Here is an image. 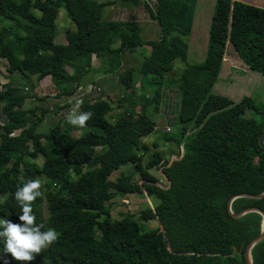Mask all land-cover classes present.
Wrapping results in <instances>:
<instances>
[{"label":"trees","instance_id":"trees-1","mask_svg":"<svg viewBox=\"0 0 264 264\" xmlns=\"http://www.w3.org/2000/svg\"><path fill=\"white\" fill-rule=\"evenodd\" d=\"M115 1L0 0V17L14 22L9 28L0 23V58L9 61L11 73L38 80L51 76L60 97L74 96L91 70L93 56L101 59L105 73L113 74L122 68L126 53L151 47L139 67L119 74L130 92L117 104H127L121 117L108 120L115 111L109 100L84 98L79 111L93 116L79 138L62 123L48 133L39 132L50 111L43 109L37 116L36 108L25 107L32 97L29 89L9 83L0 89V218L20 223L22 210L14 193L27 180L40 178L44 195L32 204L36 223L44 225L42 231L55 228L60 233L57 242L30 262L5 253L0 238V264H247L246 248L261 234L263 217L249 212L235 218L228 203L241 193L264 192L260 145L264 106L251 98L224 103L226 96L214 88L230 50L264 78V7L217 0L206 58L189 64L184 42L189 32L177 25L186 0H159L157 12L149 8L161 36L148 41L134 23L104 17V8ZM62 7L77 27L65 32L66 44L56 41ZM176 34L181 39L174 41ZM10 41L18 47V60L7 47ZM117 43L120 46L114 47ZM178 60L187 63L173 83L180 92L182 132L176 142L183 154L167 161L156 151L144 161L141 151L150 147L142 139L157 127L147 110L151 105L160 110L165 79ZM138 84L143 91L155 87L153 95L140 96L141 104ZM250 110L256 118L247 116ZM196 123L199 126L187 139ZM40 158L42 164L37 162ZM127 164L135 173L110 180ZM154 168L165 175L168 187L150 173ZM135 174L141 176V184L133 181ZM129 194H146L159 199V204L143 210L135 223L130 217L114 220L110 202L116 195ZM248 208L264 211V198H237L232 205L236 214ZM140 220H158L160 227L146 231ZM252 258L253 264H264V239L254 246Z\"/></svg>","mask_w":264,"mask_h":264},{"label":"rangeland","instance_id":"rangeland-1","mask_svg":"<svg viewBox=\"0 0 264 264\" xmlns=\"http://www.w3.org/2000/svg\"><path fill=\"white\" fill-rule=\"evenodd\" d=\"M94 1L99 2L101 0ZM0 23L2 27L8 28L14 25L13 21H8L1 17ZM57 26L58 36L56 41L60 44H65V32L67 30H77L75 23L68 17L65 7H62L60 9L59 17L57 19ZM20 34L24 35L23 32H21ZM117 44L114 47H117ZM7 47H9L13 51L14 58L18 60L20 55L16 43L10 41L7 44ZM142 60L143 56H141L140 54L137 55L134 67H139ZM202 61H204L202 58H194L191 56L187 63L194 64L200 63ZM187 63H184L180 60L174 63V70L170 74H168L165 79L167 83L166 88L174 87L173 83L175 82V80L179 79ZM9 67V61L5 58H0V89L2 87L5 88L8 83L12 86L19 87L22 91H25V89H29V93L32 95V97L27 100L25 107L36 108L37 116L41 115L43 109H48L50 111L45 116V120L39 125V132L48 133L58 123H62L64 127H72V134L77 138L81 137L84 133L88 131L86 127L80 128L69 124L66 119L70 110L74 108V98L77 97H60L58 94L59 90L55 87L52 78L49 76L46 79L44 78L42 80H38L36 77H27L21 72L11 73L9 71ZM127 69V67L122 66V68H120L117 73L113 74L105 73L104 67H101L100 70L92 72L90 70V73L85 76L82 84H93L97 87L98 90H102L101 88H99V86H97L98 84L104 87V89L106 90L105 93H102V91H100L101 93L97 91L91 94L95 96L90 95V98L95 97V99H97V96H99L101 98L109 100L110 102H112V104L115 105V111L107 117L110 121L121 117L125 113L124 108L127 106V104L122 103V107H117V104L120 102L121 99H123V96L130 95V92L127 91L119 81V74L124 73ZM69 71L72 72V69L69 68ZM239 83L240 82H237V84ZM227 88L229 92L233 94H235L236 92L238 96L224 95L226 96L224 103L229 104V101L227 102V99L233 103L241 101L243 100V98H251L259 104L258 106H264V81L255 77L253 74L245 80L243 84V91H241L240 87L237 85L227 84ZM154 91L155 87H146L144 91L142 89H138L137 102L141 104V100H139L140 96L143 95L144 97V94H147L148 96L153 95ZM164 98L165 94L163 91V99ZM70 99L72 100L71 102H69ZM179 107L180 95L178 96V99L177 97L176 99L174 98V101L171 103L170 106H165L164 104L163 111L162 108L159 111H156L154 105H151L148 108V116L156 123L157 127L154 133L142 139L143 143L150 147L149 151H141L144 154V161H147L156 151L160 152L163 155L164 159H166L167 161L178 159L179 155L183 154L184 149L182 147H179L176 142V140L181 137L182 132V126L178 120ZM262 109L264 110V107ZM253 112V110H250L247 116H252L256 118L257 115L253 114ZM1 116L2 119L5 120L6 117L5 115H3L2 112ZM198 126L199 123H196V127L194 124V129L193 127H191L189 131V136L186 137L187 139L191 138L193 132H195ZM168 138H171L173 140H168ZM187 139H185V141H187ZM102 149L103 148H99L98 151L100 152ZM37 162L39 164H42L43 159L40 158L39 160H37ZM132 173H135L134 166L132 164H127L122 166L118 171H115L110 176V180L115 181L121 175H129ZM150 173L161 176L157 168L150 170ZM133 181L141 184V176L139 174H135ZM126 200H128L129 202L126 203ZM158 204L159 199L155 197H149L146 194L116 195L115 198L110 202V210L112 212V217L114 220H121L124 217H130L132 219V223H135L137 220H139V217L143 210H146L148 208H154ZM141 223L144 225L146 231H151L160 227V223L158 220H142ZM97 235L98 237H100L99 231Z\"/></svg>","mask_w":264,"mask_h":264},{"label":"crops","instance_id":"crops-1","mask_svg":"<svg viewBox=\"0 0 264 264\" xmlns=\"http://www.w3.org/2000/svg\"><path fill=\"white\" fill-rule=\"evenodd\" d=\"M216 1L217 0H186L185 5L182 7L180 11V15L177 20V25L181 30L189 32V35L184 38L185 40L184 42L186 43L188 48L189 58L191 56L194 58H202L203 60H205L206 58L208 44H209L210 28L213 19V14L215 11ZM239 1H244L264 7V0H239ZM106 2H108V0L99 1V3H106ZM158 6H159V0H140V3L138 5L129 1L116 0L115 3L109 4L104 8V17L106 19H112V20L130 21L135 24L136 29L140 32L144 40L147 41L157 40L161 36V28L158 22L151 17L149 13V8H151L154 12H157ZM178 39H181L179 35L174 36L172 38V40L174 41ZM66 43L67 40H65V44ZM119 46L120 44L118 43L117 47ZM230 51L231 52L227 54L226 57L224 58L221 74L218 82L216 83L214 91H216L220 95L238 96L236 92L235 94H233L228 91L227 84L237 85L240 87L241 91H243L244 90L243 84L250 75L253 74L255 77L263 81L264 78L258 76L257 74H254V72L246 68L241 63L240 59L236 56L237 54L235 53V51L234 50H230ZM150 53H151V47L148 45L138 48L134 53H126L123 62V67H127V68L134 67L137 55L140 54L144 58L149 56ZM101 67H102L101 59L97 58L96 56H93L91 72L100 70ZM46 78L47 77H45V79ZM237 82L240 83L237 84ZM97 86H99V88L102 89L101 90L102 93L106 92V90L102 85L98 84ZM137 88L140 89V84L137 85ZM163 91L165 94V98L163 99L162 96V102H161L162 106L160 107V109L162 108V111L164 104L165 106H170L171 103L174 101V98L176 99L177 97L178 99V96L180 95V92L176 87L173 88L167 87ZM91 96H95V95H91ZM91 96L89 95V97ZM158 172L160 173L161 176H158L153 173L152 174L158 179L159 184L162 187H168L169 181L160 170H158Z\"/></svg>","mask_w":264,"mask_h":264},{"label":"clouds","instance_id":"clouds-1","mask_svg":"<svg viewBox=\"0 0 264 264\" xmlns=\"http://www.w3.org/2000/svg\"><path fill=\"white\" fill-rule=\"evenodd\" d=\"M83 105V98L75 101V106L70 110L66 119L73 126L84 128L92 118V112L79 111ZM44 184L40 178L27 180L22 187H17L14 193L15 200L21 206L22 214L19 215L20 223L0 218V238L5 241L4 251L10 253L13 259L20 262H30L35 256L48 249L58 241L60 233L55 228L42 231L43 224L36 223L32 204L37 198L44 195Z\"/></svg>","mask_w":264,"mask_h":264},{"label":"water","instance_id":"water-1","mask_svg":"<svg viewBox=\"0 0 264 264\" xmlns=\"http://www.w3.org/2000/svg\"><path fill=\"white\" fill-rule=\"evenodd\" d=\"M260 145L264 148V129H263V132L260 136ZM242 197H247V198H253V199H262L264 198V192L261 193V194H257V195H252V194H246V193H241L239 195H235L233 196L229 203H228V208H229V211L231 212V214L235 217V218H239V217H242L244 216L245 214L249 213V212H257L259 214L262 215L263 217V222H262V232L261 234L255 238L252 242H250L246 248V253H245V259H246V262L247 264H253V258H252V250L254 248V246L259 242L261 241L262 239H264V211H262L261 209L259 208H248L246 210H243L242 212L240 213H234L233 210H232V205H233V202L237 199V198H242ZM241 251V247H238L237 249V252L240 253Z\"/></svg>","mask_w":264,"mask_h":264},{"label":"built area","instance_id":"built-area-1","mask_svg":"<svg viewBox=\"0 0 264 264\" xmlns=\"http://www.w3.org/2000/svg\"><path fill=\"white\" fill-rule=\"evenodd\" d=\"M100 92L101 90H98L97 87L93 84H88V85H80L79 87H77L76 93L74 94V104L76 99L78 98H83V102H84V98L88 95H91L95 92ZM72 100L70 99L69 102H71ZM129 201L126 200V203H128Z\"/></svg>","mask_w":264,"mask_h":264}]
</instances>
